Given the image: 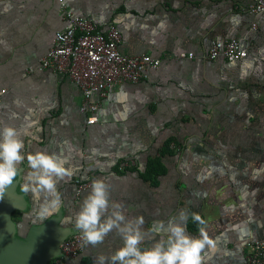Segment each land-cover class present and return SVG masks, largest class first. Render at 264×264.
<instances>
[{
    "label": "crops",
    "instance_id": "obj_1",
    "mask_svg": "<svg viewBox=\"0 0 264 264\" xmlns=\"http://www.w3.org/2000/svg\"><path fill=\"white\" fill-rule=\"evenodd\" d=\"M64 1L73 12L93 19L101 28L115 24L122 34L121 52L147 53L160 58L161 63L139 82L113 87L102 100L97 121L88 125L80 109V90L66 77L38 68L54 33L62 26L57 0H0V90L5 89L0 100V125L9 123L36 137L34 140L25 137V152L42 150L66 160L61 143H67L68 133H79L81 130L77 128L91 131L102 126H142L145 123L142 116L146 115L150 102L160 100V106L164 102L174 104L176 99L190 102V85L207 76L206 64L221 59L215 62L181 59V52L200 54L211 40L235 38L249 47V54L229 64L264 53V12L254 15L247 12L253 0H190V6L182 7H176L170 0ZM252 23L256 24L255 29H251ZM66 166L72 175L78 167L76 162ZM21 167L28 171L26 163ZM142 170L135 174L115 169L88 172L91 180L101 177L111 185V199L122 202L128 216L142 215L146 229L157 220L166 222L181 209L189 216L200 214L208 221L206 231L214 241V248H206L203 253L205 264H245L248 244L264 237V198L260 199L258 189L243 194L229 184L210 179L188 182L185 186L174 184V176L170 182L157 185L158 188H149L142 181ZM22 183L18 178L0 196V203L6 201V193L23 202L22 209L11 212V219L15 224L14 236L29 240L35 224L43 225L52 218L38 217L39 202L22 191ZM58 190L61 204L54 230L76 232L72 221L90 188L76 198L69 176L59 182ZM188 231L199 235L194 223H189ZM119 243V238L110 234L103 244L84 248L77 260L65 264H94L97 254L110 253Z\"/></svg>",
    "mask_w": 264,
    "mask_h": 264
},
{
    "label": "rangeland",
    "instance_id": "obj_2",
    "mask_svg": "<svg viewBox=\"0 0 264 264\" xmlns=\"http://www.w3.org/2000/svg\"><path fill=\"white\" fill-rule=\"evenodd\" d=\"M170 1L190 6V0ZM204 70L207 76L190 85V102H150L142 126L80 127L79 133H68L60 149L67 163H77L71 175L74 191L77 182L90 184V170L134 173L143 168L142 181L149 188L170 182L171 176L174 184L185 186L210 179L243 194L258 189L263 199L264 53L238 63L220 60Z\"/></svg>",
    "mask_w": 264,
    "mask_h": 264
},
{
    "label": "clouds",
    "instance_id": "obj_3",
    "mask_svg": "<svg viewBox=\"0 0 264 264\" xmlns=\"http://www.w3.org/2000/svg\"><path fill=\"white\" fill-rule=\"evenodd\" d=\"M28 136L36 139L12 124L0 125V196L21 178L22 191L39 202L37 215L43 220L58 212V184L71 176L72 170L55 153L25 152ZM25 163L27 172L21 167ZM72 222L83 248L98 247L110 234L119 238V246L110 253L97 254L94 264H205V249L214 248L206 231L208 221L200 214L189 216L181 209L166 222L157 220L146 229L142 215L128 216L125 205L111 199V185L101 177L91 180ZM190 222L199 235L190 234Z\"/></svg>",
    "mask_w": 264,
    "mask_h": 264
},
{
    "label": "built area",
    "instance_id": "obj_4",
    "mask_svg": "<svg viewBox=\"0 0 264 264\" xmlns=\"http://www.w3.org/2000/svg\"><path fill=\"white\" fill-rule=\"evenodd\" d=\"M62 26L53 36L52 44L40 58L38 68L66 77L81 92V111L86 123L97 121V112L102 100L115 86L137 83L146 77L149 70L160 66L161 59L150 54L129 55L119 49L122 34L119 28L108 24L101 28L93 19L73 12L64 0H57ZM250 15L264 12V0H253L247 6ZM256 24H251L255 29ZM249 54V47L235 38L211 40L200 54L193 51L181 52V59L200 58L228 63L243 60ZM5 89L0 90L1 96ZM90 184L77 182L74 195L78 198ZM245 253V264H264V237L249 244ZM61 254L52 258L49 264H65L75 261L84 250L78 232H72L60 242Z\"/></svg>",
    "mask_w": 264,
    "mask_h": 264
},
{
    "label": "water",
    "instance_id": "obj_5",
    "mask_svg": "<svg viewBox=\"0 0 264 264\" xmlns=\"http://www.w3.org/2000/svg\"><path fill=\"white\" fill-rule=\"evenodd\" d=\"M8 194L6 193V201L0 203V264H46L60 255V242L72 232H56V220L50 219L43 225L31 228V239L15 237L11 212L22 209L23 202Z\"/></svg>",
    "mask_w": 264,
    "mask_h": 264
}]
</instances>
